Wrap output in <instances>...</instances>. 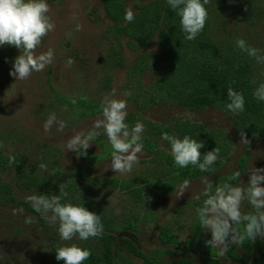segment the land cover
I'll return each instance as SVG.
<instances>
[{
    "label": "rangeland",
    "instance_id": "374dc122",
    "mask_svg": "<svg viewBox=\"0 0 264 264\" xmlns=\"http://www.w3.org/2000/svg\"><path fill=\"white\" fill-rule=\"evenodd\" d=\"M47 2L51 8L49 15L55 23V29L43 39L37 53L52 48L55 58L51 65L42 72H34L25 80L16 81L9 73L20 51L14 46H0V157L9 160L13 156L27 171L39 176L49 175L54 169L60 170L56 176L58 183L68 182L71 173H82L72 179L73 185L80 186L79 191L90 198L106 218L124 220L134 215L139 216L137 226L140 231L136 234V240L145 252H162L158 234L161 227L169 226L177 233L182 246L173 247L172 254H162L164 263L189 260L192 264H207L208 257L199 247L211 239V233L202 230L200 238H196L192 228L197 216L195 209L199 206L195 204L196 196L204 188L203 177L191 181L190 189L179 199L175 198V190L181 183H177L172 193L159 190L146 205L136 207L126 190L114 188L102 179H118L133 184L135 181L155 176L160 168L152 162V156L143 150L139 164L134 166L132 173L116 174L110 168L106 169L111 157L91 164L84 156L78 157L75 152L66 150L67 140L76 132L89 130L97 116L81 117L71 108L61 106L55 95L85 97L101 102L103 97L115 89L116 98L127 100L128 116L134 115L164 124L189 120L214 130H226L234 146L223 168L208 177L213 183L223 182L225 177L239 171L238 161L250 149L246 172L240 177L247 184L252 167L264 168V143L248 137L244 138L249 143H242L241 135L234 129L231 118L216 108L196 109L166 104L156 107L138 106L132 99L134 94L127 76L128 70L142 50L132 52L126 39H123L124 67L116 66L111 58V51L119 47L112 33L113 23L101 0ZM147 2L129 0L126 10L131 9L137 14V5ZM206 8L212 36L219 45L236 47L235 41L242 38L248 45L264 53V0H210ZM78 24L82 26L79 31ZM145 49L156 59V70L160 72L162 55L157 39ZM69 59L74 61L71 66L66 63ZM257 64V82L264 83V64ZM153 81L152 72H148L142 78V85L148 88ZM126 91H130L132 95L123 96ZM52 112L67 122L64 132H57L55 127L49 132L44 131L43 124ZM100 140L109 144L106 136L101 135L88 150L101 154ZM16 162L5 168L0 166V178L12 186L14 195L20 201L29 204L26 197L36 193L32 188L23 185L24 180L19 176ZM39 163H46L48 171H40ZM249 210L250 206L245 203L242 211ZM27 217H34V222L25 223ZM257 239L262 240L259 237ZM53 240L62 246L75 243L82 248L93 247L95 243V238L86 241L75 238L72 241H62L56 226H50L40 214L13 205L0 204V264H56L51 248ZM187 241H191V244L196 242V249H186L184 245ZM233 247L239 254L243 253L241 247ZM124 254L132 264H143L141 259L127 252ZM218 260L221 264H237L228 253L224 257L218 253Z\"/></svg>",
    "mask_w": 264,
    "mask_h": 264
},
{
    "label": "trees",
    "instance_id": "16d2710c",
    "mask_svg": "<svg viewBox=\"0 0 264 264\" xmlns=\"http://www.w3.org/2000/svg\"><path fill=\"white\" fill-rule=\"evenodd\" d=\"M129 0H101L108 18L113 23L112 33L119 49H112L111 58L116 66L124 67L123 44L126 39L128 48L132 52L142 50L136 57L132 67L128 70V82L133 90V101L141 107H156L162 104L187 106L196 109L216 108L228 115L234 129L240 135L241 131L245 137L264 143V101L254 98L253 92L259 86L257 82L258 64L255 59L238 50L233 45H219L212 36L209 19L200 35L192 41L185 39V34L180 27V18L167 5V0H142L147 3L137 5L138 13L135 14L133 22L125 21L126 4ZM157 39L162 55V70L157 72L156 59L145 49L154 39ZM148 72H152L154 81L148 88L142 85V78ZM231 86L235 91L243 94L245 98V111L241 114H233L226 109L227 88ZM57 101L63 107H69L81 117L98 115L100 102H94L85 97H68L60 94L55 95ZM76 103L73 104L72 101ZM136 121L145 125L143 133L144 150L152 156V162L160 168L155 176L135 181L133 184L118 179L104 178L102 181L114 188L126 190L133 199L136 207L146 205L148 201L143 200L142 193L154 197L157 191L163 190L172 193L177 183L184 179L190 182L202 177H210L217 174L225 165L232 150L233 142L224 129L214 130L189 120H176L171 123H155L143 117L134 115L127 116L130 126ZM176 135L183 138L189 135L204 143L200 149L201 154L220 148V158L212 166L214 172H200L198 168L189 165L187 168L175 166L170 154V145L161 138L162 133ZM102 149L101 154L87 150V156L91 164L97 163L106 157H111V146L104 140L99 141ZM250 149H247L238 161L241 175L246 172L250 158ZM9 160L0 157V166L5 168ZM19 176L24 180L23 185L32 188L36 194H59V186L63 184L68 192L66 201L86 207L102 218L104 225L103 234L95 238L93 247L84 248L91 250V256L84 264H132L125 256V252L143 261V264H165L162 254H172L173 247H181L177 233L172 227L163 226L159 231V241L162 252L149 254L145 252L136 240V234L140 229L137 224L139 216L118 220L106 218L97 209L94 202L82 194L80 186L73 185V178L81 174L71 173V179L57 182L56 176L61 172L54 169L55 174L36 175L27 171L16 162ZM230 177V176H229ZM229 177H225L227 180ZM237 181H233L236 183ZM144 185H141V184ZM148 184V185H147ZM74 186V187H73ZM201 200L195 204L200 205ZM0 204L13 205L35 212L31 205L20 201L13 193L11 185L0 178ZM192 228L194 236L200 238L201 228L195 217ZM187 241L186 249L195 250L196 242L191 244ZM62 246L57 241L51 242L53 256L56 264H64L63 260H56V248ZM243 253L239 254L232 246L228 255L237 264H264V240L256 239L253 243L245 241L241 246ZM208 257L207 264H221L215 248H210L206 242L199 247ZM171 264H192L189 260H182Z\"/></svg>",
    "mask_w": 264,
    "mask_h": 264
},
{
    "label": "clouds",
    "instance_id": "9594fccd",
    "mask_svg": "<svg viewBox=\"0 0 264 264\" xmlns=\"http://www.w3.org/2000/svg\"><path fill=\"white\" fill-rule=\"evenodd\" d=\"M210 0H167V5L180 18V27L188 41L195 40L203 31L208 20V5ZM51 11L47 0H0V46H14L20 51L15 58L9 75L17 80H25L34 72H42L54 61L55 54L52 48L37 53L43 39L55 29V23L49 15ZM125 21L131 23L135 14L131 9L126 10ZM77 25V30H81ZM236 47L246 53L259 64H264V53L252 47L242 38L235 41ZM69 59L68 66L73 64ZM130 91L123 96H131ZM258 101H264V83L253 92ZM226 109L233 114L245 111V98L242 93L235 91L231 86L227 88ZM76 103L75 100L72 101ZM127 100L116 98V90L103 97L98 109V115L87 131L76 132L66 142V150L75 152L78 157L87 156V150L101 135L106 136L111 146V159L108 165L116 174H130L134 166L139 164L140 154L143 153V133L145 125L136 121L130 126L127 123ZM66 110V109H65ZM53 127L57 132H64L67 122L59 119L55 112L48 115L43 124L45 132ZM241 142L248 144L241 131ZM161 138L170 145V154L175 166L187 168L191 165L200 172H214L212 167L220 158V148L201 154L204 147L202 141L189 135L179 138L167 132ZM15 157H9V164H14ZM38 169L48 171L46 163H39ZM247 184L240 177L241 171H235L227 180L213 183L208 177L202 178L204 188L197 200L203 197L202 203L195 212L201 230L210 232L211 239L206 241L210 248L218 250L219 256L224 257L233 245L241 247L245 241L252 243L259 237L264 240V168L250 169ZM55 170L49 173L54 175ZM233 181H239L233 183ZM191 187L189 179H184L175 190V198L184 196ZM68 192L63 184L59 186V194H32L26 197L32 209L40 214L50 226H56L62 241H72L74 238L86 241L103 234L102 218L86 207L66 201ZM143 200L151 201L152 197L142 193ZM249 211H242L245 205ZM21 211H23L21 209ZM119 212V210H117ZM34 217H27L25 223L34 222ZM91 250L82 248L75 243L65 244L56 248V260H63L64 264H84L91 256Z\"/></svg>",
    "mask_w": 264,
    "mask_h": 264
}]
</instances>
